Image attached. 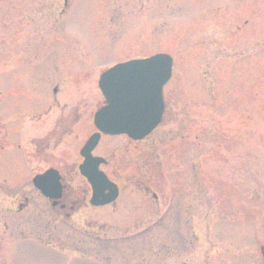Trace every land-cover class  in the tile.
Here are the masks:
<instances>
[{
    "label": "rangeland",
    "instance_id": "1",
    "mask_svg": "<svg viewBox=\"0 0 264 264\" xmlns=\"http://www.w3.org/2000/svg\"><path fill=\"white\" fill-rule=\"evenodd\" d=\"M157 54L173 58L174 73L156 144L148 152L138 144L132 160L127 138L103 140L120 151L112 162L122 196L89 213L93 227L82 225L105 242L79 227L67 231L84 259L59 254L67 244L44 245L47 235L25 226L29 212L4 207L8 187L32 190L26 169L0 176V264H264V0H0V119L23 106L47 110L60 82L59 100L84 112L72 138L80 143L96 131L100 75ZM59 115L52 106L42 122L27 116V139L52 130ZM17 118L9 130H20Z\"/></svg>",
    "mask_w": 264,
    "mask_h": 264
},
{
    "label": "flooded vegetation",
    "instance_id": "2",
    "mask_svg": "<svg viewBox=\"0 0 264 264\" xmlns=\"http://www.w3.org/2000/svg\"><path fill=\"white\" fill-rule=\"evenodd\" d=\"M25 79L28 80V73L26 74ZM64 80L65 81H62V84L66 83L67 79ZM97 87L99 89V80ZM61 94V83L58 82L52 88V105H50L47 110L32 113L27 107L23 106L18 109H13V112L12 109L7 110L4 113V119H0V176L5 177L7 175L10 178L16 175H22L26 173L24 171L26 169L30 172L32 171L33 174L30 181L32 192L30 190L28 192L24 190L25 186L28 185L27 183L22 185L23 187H14V189L8 187L11 191L14 190V196L9 194V196L13 199H11L10 205H6L4 207H9L20 214L29 212V214H27L29 215V219L25 222V226L32 228L39 233L42 231L41 234L43 233L47 235L45 239L41 238V241H46V243H42H44L47 247H53L56 249V246L53 245L56 242L60 245L62 243L67 244L69 247L61 245L58 247V250L56 249L59 254L64 256L66 255L68 259L73 257L84 259L85 256L82 255L80 251L82 242L79 240H73L71 234H73L72 231H74V229L77 231L80 227L78 231L89 235V230L83 227L85 225L89 228L93 227L90 225L92 222L88 220L89 213L97 210L103 211L109 207L116 206L119 202L122 196V190L120 189L117 181L121 177V167L113 164L112 158H115L116 151L117 153H120V151L118 150L117 145L106 147L105 142L103 141L105 138H115V136L101 134L97 145L90 152L91 159L95 160L94 166L100 173L105 174L107 179L115 183L119 189L118 197L113 203L103 206H95L91 203L93 198L92 185L88 181L85 172H83L86 158L83 156L82 152L86 147L88 140L98 132L97 129L93 133L89 130L85 139H81L80 143H75L72 138L76 139V137H78L76 127L79 124H77V121L78 123L82 121L81 115H83L84 112L78 104L69 105L67 102L62 103L59 100V95ZM67 94H69V96L67 95L66 99L69 101L76 97L77 91L72 89L69 90ZM165 104L166 110L164 116L167 112L166 101ZM103 105L104 98L103 103L99 108ZM52 106H56L60 111V115L54 120L55 127L43 135H37L35 137L28 136L27 139V135H25V131L23 129L27 116L31 114L34 118H36V120H41L40 122H42V119L49 115V111L52 109ZM16 114L18 116L17 120L22 122L19 124L21 128L20 130H9V127H11L10 123L12 122V117L14 118ZM94 115L92 117V121H94ZM157 130L158 128L150 136L141 141L132 140L126 136H119L127 138L128 142L133 146V154L131 155L132 160L138 159L140 150H144L140 149L138 144H144L147 152L152 150L154 147L153 145L156 144L157 141L152 140L151 136ZM67 139H69V142H65ZM12 143L13 145H11ZM102 144L105 149L100 152L103 148ZM108 152H110V154H108ZM77 157L79 161H77ZM34 159L36 161L35 166H33L31 162ZM17 166H19L18 169L16 168ZM31 167H33L32 170ZM11 169H13V171ZM138 173H132L127 176V178H125L126 183L128 181L129 184L135 179H138ZM41 175L44 176V179L40 181L42 189H38L34 185V178ZM4 182L5 184L7 183L6 178ZM140 185L143 186L144 184ZM142 191L144 192L146 198L149 199L152 196L154 202L158 200V196L147 186H144V188L142 187ZM29 193H37V200L40 202L33 204L34 199L29 197ZM106 193H108V191ZM101 226L105 227L103 225ZM81 227L83 228L81 229ZM5 228L7 229L9 227L5 225ZM67 228L73 230H69L68 232ZM65 230L68 234L65 240L62 241L60 234ZM88 237H93L94 239L96 238L97 241L99 240L98 242L101 243H104V239H106V236L96 237L94 235H89ZM74 241L77 243L74 244ZM60 249L62 250L60 251ZM262 257L264 260V246L262 247Z\"/></svg>",
    "mask_w": 264,
    "mask_h": 264
},
{
    "label": "water",
    "instance_id": "3",
    "mask_svg": "<svg viewBox=\"0 0 264 264\" xmlns=\"http://www.w3.org/2000/svg\"><path fill=\"white\" fill-rule=\"evenodd\" d=\"M172 75L173 58L167 54L121 63L101 75L99 87L105 106L94 117L99 133L91 137L82 152L86 158L82 169L93 187V205H107L118 197L117 186L98 171L94 166L95 160L90 157L100 133L126 135L133 140H142L150 135L162 122L165 112L163 91ZM42 179L43 175L34 179L38 189H42Z\"/></svg>",
    "mask_w": 264,
    "mask_h": 264
}]
</instances>
